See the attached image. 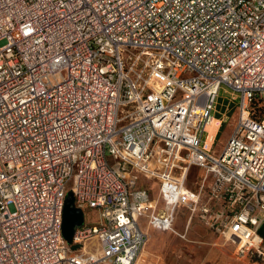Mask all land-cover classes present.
Masks as SVG:
<instances>
[{"label": "built area", "instance_id": "2783aa9c", "mask_svg": "<svg viewBox=\"0 0 264 264\" xmlns=\"http://www.w3.org/2000/svg\"><path fill=\"white\" fill-rule=\"evenodd\" d=\"M222 85L239 103L214 152ZM180 206L264 264V0H0V264H134L138 218L170 230Z\"/></svg>", "mask_w": 264, "mask_h": 264}, {"label": "rangeland", "instance_id": "374dc122", "mask_svg": "<svg viewBox=\"0 0 264 264\" xmlns=\"http://www.w3.org/2000/svg\"><path fill=\"white\" fill-rule=\"evenodd\" d=\"M232 99V92L230 88L225 85H222L218 91V100L222 102H227ZM239 103V100H234L233 104L236 106ZM213 113V112H212ZM120 114H122V109L120 110ZM236 112L233 111V116H228V122L225 123V126L220 131L215 145H214V152H219L223 145L226 143L228 136L233 130V118L236 116ZM109 163H112V159L108 157ZM203 171L200 168L194 167L190 174H189V183L192 184L194 190H197V181L200 177H202ZM72 185V181L67 184V190H70ZM143 186V185H142ZM153 197L156 198V195L153 194ZM85 216L88 218V224H96L98 221L97 211L96 210H86L84 211ZM178 213V212H177ZM184 221L185 216L184 214H178V219H176L174 226L177 230L183 231L184 228ZM196 221V220H194ZM193 221V222H194ZM198 221V220H197ZM201 221V220H200ZM199 223V227L204 230H209L204 223ZM203 223V224H202ZM188 229L193 230L194 224ZM174 230L173 223L171 225L170 231ZM174 235L171 232H167L164 236L160 237V235H156L158 232L153 231L152 234L157 236V240H169V242H165V247L171 248L167 251L164 247H156L153 241V236L148 233L147 240L145 241L144 245L141 247L140 251L137 254V257L134 261V264H159L160 262L165 263H173V264H239V261L235 259V251H236V244H233L229 241H226L217 236V239L211 243L212 248L220 249L221 252L219 255L216 253L215 249L207 250L206 246L203 245H196L193 246L191 249L187 248V244L185 239H189L185 235V231L179 232ZM204 238V237H203ZM153 242V243H152ZM71 245V248L76 249L78 245H73L71 242H68ZM186 249H182L185 248ZM145 248L146 252L143 253V249ZM182 250V251H181ZM143 253V254H142Z\"/></svg>", "mask_w": 264, "mask_h": 264}, {"label": "crops", "instance_id": "0c3cea01", "mask_svg": "<svg viewBox=\"0 0 264 264\" xmlns=\"http://www.w3.org/2000/svg\"><path fill=\"white\" fill-rule=\"evenodd\" d=\"M233 111L236 112L234 104H231L228 101L222 102V101L217 100L216 108L213 111V113H211L212 119L218 120V122H219L218 127L216 128V131H215L213 138H212L213 150H214V145H215L216 139H217L220 131L225 126V123L228 122V116L229 117L233 116ZM235 118H236V116L233 118V121L235 120ZM193 168L190 169V172ZM190 172H189V174H190ZM188 179H189V175H188ZM188 184H189V186H192L193 182H192V184H190L189 180H188ZM139 186L140 187H146L148 189V191L150 193V198H151V204H150L151 206L150 207H152L156 212H162L164 210V207H163L162 203L160 201H158V187H157L156 181L146 180V179L141 178L140 182H139ZM153 194L156 195V198L153 197ZM178 214H184V216H185V221H184L185 230H183V231H185L186 237L189 238V239H185L188 249H191L193 246H196V245L206 246L207 250L215 249V248L211 247V243H213L214 240L217 239V235L215 234V232L212 231L207 226H205V227H207L209 230H204L201 227H199V223H197V222H201V221L199 220L197 215L194 214V215L190 216V211L188 209H186L185 207H182V206L178 207L175 211V217H174V221H173L174 230H172V231H170V230H159V229L152 228V227L148 226L146 219L143 216H140L138 218V224L142 230L147 231L149 234H151L153 236V241H154V244L156 247L162 246L167 251L170 249V251H168V252H170V254H171V248L165 247L166 245L164 244V241L169 242V240H163V239L157 240L158 238L156 235H160V237H162L167 232H171L172 234L175 235L177 233V231H179L174 226L176 219H178ZM194 220H196V221H194ZM192 223L194 224V226H193L194 229L193 230L188 229L189 227L192 226L191 225ZM153 231H157L158 233L156 235H154V234H152ZM183 231H179V232H183ZM182 249H186V247L182 248ZM215 251L218 255L221 252V250L217 249V248L215 249ZM145 252H146V250H145ZM159 264H163V263L160 262ZM165 264H169V263H165ZM239 264H241L240 261H239Z\"/></svg>", "mask_w": 264, "mask_h": 264}, {"label": "water", "instance_id": "95a60500", "mask_svg": "<svg viewBox=\"0 0 264 264\" xmlns=\"http://www.w3.org/2000/svg\"><path fill=\"white\" fill-rule=\"evenodd\" d=\"M83 213L80 209L73 206V196L71 192L67 193L62 216V237L71 242L74 230L82 225Z\"/></svg>", "mask_w": 264, "mask_h": 264}, {"label": "bare ground", "instance_id": "6f19581e", "mask_svg": "<svg viewBox=\"0 0 264 264\" xmlns=\"http://www.w3.org/2000/svg\"><path fill=\"white\" fill-rule=\"evenodd\" d=\"M218 120H214V119H211L210 121H209V123L206 125V130L208 131V138H207V140H206V142H207V144L209 145L210 144V142H211V139L213 138V135H214V133H215V131H216V128L218 127ZM89 243H86L85 244V250H88V247H89ZM237 248H239V247H237ZM145 249V248H144ZM143 249V253H145V250ZM182 251V250H181ZM142 253V254H143ZM173 264V263H172Z\"/></svg>", "mask_w": 264, "mask_h": 264}, {"label": "trees", "instance_id": "16d2710c", "mask_svg": "<svg viewBox=\"0 0 264 264\" xmlns=\"http://www.w3.org/2000/svg\"><path fill=\"white\" fill-rule=\"evenodd\" d=\"M262 233H264V231H262Z\"/></svg>", "mask_w": 264, "mask_h": 264}]
</instances>
